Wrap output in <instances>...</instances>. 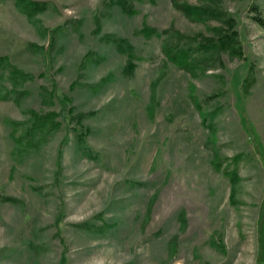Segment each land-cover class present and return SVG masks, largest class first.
Segmentation results:
<instances>
[{
	"label": "rangeland",
	"instance_id": "obj_1",
	"mask_svg": "<svg viewBox=\"0 0 264 264\" xmlns=\"http://www.w3.org/2000/svg\"><path fill=\"white\" fill-rule=\"evenodd\" d=\"M39 1L55 5L35 16L41 28L0 0V54L24 74L0 69L3 91H23L0 99V264H264V152L241 118L264 149V26L251 10L264 16V0H177L224 13L206 22L173 0H133L134 15L111 0ZM228 17L242 54L221 50L222 64L194 77L166 59L164 35L136 32L210 36ZM105 33L135 47L134 72ZM190 84L203 112L219 108L214 133ZM63 101L86 114L80 138ZM31 109L60 111V126L17 153L25 124L14 122ZM224 168L238 172L234 186Z\"/></svg>",
	"mask_w": 264,
	"mask_h": 264
},
{
	"label": "trees",
	"instance_id": "obj_2",
	"mask_svg": "<svg viewBox=\"0 0 264 264\" xmlns=\"http://www.w3.org/2000/svg\"><path fill=\"white\" fill-rule=\"evenodd\" d=\"M114 5H118L121 11L128 15H134L137 10L134 8L133 0H111ZM22 12L28 15L29 18H33L37 28H41L42 24L39 19H36L35 16L46 10L55 9V5L48 1H39V0H14ZM174 5L181 8V10L190 17H195L203 22L214 19V17H220L224 13L218 8H212L206 5H190V4H180L177 0H173ZM252 18L258 24L264 26V16L262 15L258 5H252ZM226 28L223 26L214 28L213 35L206 36L203 34H197L193 37H189L178 31L177 29H165L159 30L153 26H150L147 23H144L140 29H137V33L142 34L146 38L152 36L160 37L164 35L161 41V51L165 55L166 59L173 63L176 67L183 69L189 73L192 77L196 76L198 72H206L209 69H214L217 65L216 60H219V63L222 64L220 57L218 56L219 51L230 52L231 54H242L241 47L238 43V32L234 28V20L228 17L225 21ZM99 30V29H97ZM56 31V30H55ZM53 31V32H55ZM103 39H106L107 42L112 43L122 54H125L127 57V63L125 64V72L132 73L135 70L136 63V49L129 42L127 38L120 37L111 33H105L102 36ZM0 69L6 72L8 71V77L17 80L18 78H23L22 71H20L16 66H14L7 55L0 54ZM24 79V78H23ZM1 85V84H0ZM12 88H6L3 91L0 86V99H15L18 101L20 94L23 91H19L15 88L13 83H11ZM3 91V92H2ZM51 98L53 95H49ZM211 96H214L212 94ZM209 96V97H211ZM189 97L196 104L197 109L202 113L203 107L199 102V98L194 93V86L190 84L189 87ZM154 95L152 96L153 101ZM63 110L66 111L71 118L76 119L79 128L76 126L75 129L76 135L80 138V135L83 134L82 121L86 114L79 113L78 115L73 114V107H68L67 101L62 102ZM65 109H64V106ZM148 112L153 114L152 105H147ZM219 108L208 109L207 112H203L204 121L209 120L206 124L210 127L211 132H215L213 129V119L218 114ZM30 115L26 122H14L16 127L19 125L25 124V128L21 133H19L15 138V149L16 152L21 153L24 149L23 146L29 145L30 147H36L41 142L45 141L47 136L56 131L60 126V121L55 120V117L60 115V111H47L42 113L38 110L31 109L29 111ZM67 116V114H66ZM243 126L252 136L253 142L256 148L260 149V152H264V149L261 148L262 143L258 134L255 132V127L249 121L247 113L242 112ZM17 132V131H16ZM66 140L62 141L60 146L65 143ZM214 167L220 170L222 166L221 155L214 150ZM238 156H235L237 159ZM223 159V158H222ZM224 174L230 179L232 185L234 186L240 179L238 172L236 170H229L224 168ZM260 249L262 257L260 259L264 260V234L260 239Z\"/></svg>",
	"mask_w": 264,
	"mask_h": 264
}]
</instances>
